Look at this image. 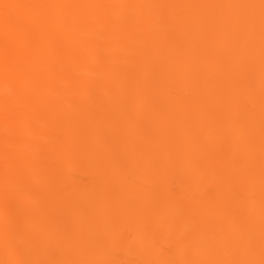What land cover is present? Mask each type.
<instances>
[{
  "label": "bare ground",
  "instance_id": "6f19581e",
  "mask_svg": "<svg viewBox=\"0 0 264 264\" xmlns=\"http://www.w3.org/2000/svg\"><path fill=\"white\" fill-rule=\"evenodd\" d=\"M0 2V203L92 220L0 264L264 262L261 0Z\"/></svg>",
  "mask_w": 264,
  "mask_h": 264
},
{
  "label": "rangeland",
  "instance_id": "374dc122",
  "mask_svg": "<svg viewBox=\"0 0 264 264\" xmlns=\"http://www.w3.org/2000/svg\"><path fill=\"white\" fill-rule=\"evenodd\" d=\"M65 137H66V135H65ZM69 137V136H68ZM150 138H151V136H150ZM82 149H79V150H77V153L79 154H81L82 152V154L84 155L85 153H84V151H82V152H79V151H81ZM83 150H85V149H83ZM76 152H74V153H72V155L74 154V155H76L75 154ZM77 154V156H79ZM81 154V156L82 157H84L83 155ZM77 156H75V157H77ZM80 156V157H81ZM74 157V158H75ZM82 159V158H81ZM75 161H76V159H75ZM79 158H78V162H76L77 164H75V166L77 165L78 166V164L79 165H81L80 163H79ZM80 162H82V161H80ZM79 167V166H78ZM2 170V169H1ZM79 174V173H78ZM79 176V175H78ZM87 176V177H86ZM79 178H80V180H79ZM78 178V180L79 181H81V183H79V181H75V182H77L78 183V185L79 184H81L80 186H82L81 188H79V186L78 185H76L75 186V188H74V191H77L78 189L77 188H79V189H81V191L82 190H85V188H84V186L86 187V186H88V185H90V183L88 184V185H85L86 184V182H88V181H90V180H88V179H90V177H88V174L86 175V173H85V176H84V174L82 173V175L80 176ZM26 180V179H25ZM24 180V181H25ZM8 181V180H7ZM6 181V182H7ZM20 182L19 183V185L15 188L16 189V195H17V197L20 199V201H18L17 203H13V202H9V203H6V204H4V203H0V241L2 240V243H4L5 241H4V239L6 240L7 239V242H8V240L9 239H11V243H13L14 244V242H25V243H27L28 241H29V237L30 236H27V235H29L28 233H27V235H26V231L28 230V227H30V224L31 223H33V222H35V223H37L38 225H41V224H43L45 221H44V219L45 220H49L48 222H49V224H53L54 225V228H60V229H62V228H64V226H66L64 229H69V227H71L70 228V230L72 229V226L74 227V228H76V229H73V230H77V233L79 232V230L80 229H85V227H86V225L88 226V227H91L92 225L90 224V226H89V223H91V222H89V221H92V220H86L85 219V221H88L89 223H87L86 225H85V221H83L84 219H82L83 217H84V215H83V217H82V211H81V214L79 215H77L76 214V216L74 215L76 212H78V211H76V209H75V207L78 205L77 203H75V204H73V208H74V211L73 210H71L70 209V211L68 210L67 211V214H64L65 212H63V214H62V211H59V210H56V211H54V212H52V213H50V212H48V213H46L44 210H43V207H42V209H39V206L41 205V203H40V201H39V194L37 193V192H30L29 190H31V184H29L28 182ZM86 181V182H85ZM5 182V183H6ZM83 182V183H82ZM76 184V183H75ZM74 184V185H75ZM17 185V184H16ZM84 185V186H83ZM90 187V186H89ZM84 188V189H83ZM29 189V190H28ZM75 189H77V190H75ZM87 189H88V191H89V188L87 187ZM87 191V192H88ZM78 192H80V190L78 191ZM83 192V191H82ZM82 192H80L81 193V196L83 195L82 194ZM86 192V193H87ZM79 193V194H80ZM83 193H85V192H83ZM85 193V194H86ZM78 193H75V195H77V196H80ZM80 196V197H81ZM33 198V199H32ZM31 199V200H30ZM79 206V207H78ZM77 207L78 208H80V204L78 205ZM40 207V208H41ZM82 207V206H81ZM72 208V209H73ZM37 209L38 210H40L41 212H43L44 211V213L42 214L43 215V219L40 217L41 216V213L39 214V213H37ZM81 209V208H80ZM43 210V211H42ZM78 210V209H77ZM39 211V212H40ZM73 211V212H72ZM68 212H72V213H74L72 216H71V219H69L70 217V215H68ZM39 215V217L37 216V214ZM71 213V214H72ZM78 213H80V212H78ZM53 214H55V215H53ZM57 214H58V216H57ZM50 215H52L51 216V218L49 219V216ZM62 215H63V217H62ZM54 216H56V217H54ZM77 216H79V217H81V219L79 218V217H77ZM64 217H68V218H65V220H64ZM74 217L77 219V221L80 219V221H76L75 219H74ZM55 218H56V220H55ZM60 218V219H59ZM72 218H73V220L74 221H76L75 223H74V221H72ZM54 219V220H53ZM66 219H68V221H70L69 222V224H71V225H69L68 223H67V220ZM156 219V218H155ZM60 220V221H59ZM44 221V222H43ZM46 221V223H48ZM64 221V222H63ZM66 221V222H65ZM1 222H2V224H1ZM31 222V223H30ZM43 222V223H42ZM61 222V223H60ZM79 222H82V223H79ZM156 223H157V219H156V221H155ZM60 223V224H59ZM63 223H64V225H63ZM65 223H67V225H69V227L65 224ZM73 224V225H72ZM76 224V225H75ZM78 224H80L79 226H78ZM33 225V224H32ZM31 225V226H32ZM82 225H84V226H82ZM76 226H78V227H76ZM68 227V228H67ZM81 227V228H80ZM83 227V228H82ZM30 229V228H29ZM87 229H89V228H87ZM73 232V231H72ZM80 232H81V230H80ZM74 233V232H73ZM76 233V232H75ZM103 234L105 235L106 234V232H103ZM62 236V235H61ZM61 236H60V238H61ZM105 236H108V232H107V235H105ZM28 237V238H27ZM62 239H65V238H63L62 237ZM61 239V240H62ZM10 241V240H9ZM18 242V243H19ZM30 242V241H29ZM59 242H60V240H59ZM63 242H64V240H63ZM10 242H9V244H11ZM20 244V243H19ZM61 244V243H60ZM1 245V244H0Z\"/></svg>",
  "mask_w": 264,
  "mask_h": 264
},
{
  "label": "snow or ice",
  "instance_id": "6c2138e0",
  "mask_svg": "<svg viewBox=\"0 0 264 264\" xmlns=\"http://www.w3.org/2000/svg\"><path fill=\"white\" fill-rule=\"evenodd\" d=\"M17 7L19 6L11 3L0 2V9L3 10L4 21L6 25L13 22L14 18L11 14V10ZM260 8H261V30H262V36H264V0H261ZM262 51H264V49H262ZM262 109H264V97H262ZM262 251H264V243H262Z\"/></svg>",
  "mask_w": 264,
  "mask_h": 264
},
{
  "label": "clouds",
  "instance_id": "9594fccd",
  "mask_svg": "<svg viewBox=\"0 0 264 264\" xmlns=\"http://www.w3.org/2000/svg\"><path fill=\"white\" fill-rule=\"evenodd\" d=\"M261 264H264V262H261Z\"/></svg>",
  "mask_w": 264,
  "mask_h": 264
}]
</instances>
